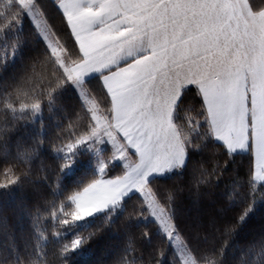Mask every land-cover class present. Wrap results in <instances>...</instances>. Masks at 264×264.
<instances>
[{"label": "snow or ice", "instance_id": "1", "mask_svg": "<svg viewBox=\"0 0 264 264\" xmlns=\"http://www.w3.org/2000/svg\"><path fill=\"white\" fill-rule=\"evenodd\" d=\"M0 237L264 264V0H0Z\"/></svg>", "mask_w": 264, "mask_h": 264}, {"label": "trees", "instance_id": "2", "mask_svg": "<svg viewBox=\"0 0 264 264\" xmlns=\"http://www.w3.org/2000/svg\"><path fill=\"white\" fill-rule=\"evenodd\" d=\"M48 122L49 120L46 117L45 123L47 124ZM9 218L10 221H14V217L11 215V209L9 210ZM0 239H2V237H0ZM100 259L101 254L96 251L95 246H93V249L90 252H86L85 254L74 257L76 264H97V261Z\"/></svg>", "mask_w": 264, "mask_h": 264}]
</instances>
